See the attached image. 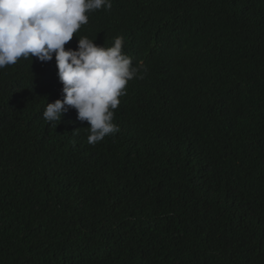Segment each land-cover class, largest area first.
Returning a JSON list of instances; mask_svg holds the SVG:
<instances>
[{
  "label": "trees",
  "instance_id": "trees-1",
  "mask_svg": "<svg viewBox=\"0 0 264 264\" xmlns=\"http://www.w3.org/2000/svg\"><path fill=\"white\" fill-rule=\"evenodd\" d=\"M111 3L65 48L123 38L118 132L44 119L55 59L0 69V264H264V0Z\"/></svg>",
  "mask_w": 264,
  "mask_h": 264
},
{
  "label": "clouds",
  "instance_id": "clouds-1",
  "mask_svg": "<svg viewBox=\"0 0 264 264\" xmlns=\"http://www.w3.org/2000/svg\"><path fill=\"white\" fill-rule=\"evenodd\" d=\"M101 8L110 10L111 0H0V69L21 57L45 63L55 59L62 99L47 103L43 117L60 122L75 109L77 120L90 125L91 145L119 131L114 110L140 70L123 53L122 37L108 48L87 37H79L76 48H65L88 23L87 13Z\"/></svg>",
  "mask_w": 264,
  "mask_h": 264
}]
</instances>
